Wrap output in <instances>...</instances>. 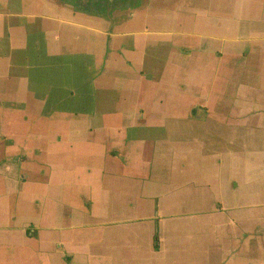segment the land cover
<instances>
[{
  "label": "crops",
  "instance_id": "obj_1",
  "mask_svg": "<svg viewBox=\"0 0 264 264\" xmlns=\"http://www.w3.org/2000/svg\"><path fill=\"white\" fill-rule=\"evenodd\" d=\"M0 264H264V0H0Z\"/></svg>",
  "mask_w": 264,
  "mask_h": 264
}]
</instances>
